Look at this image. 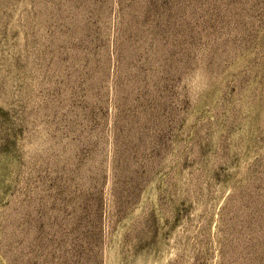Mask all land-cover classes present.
<instances>
[{"label":"rangeland","instance_id":"1","mask_svg":"<svg viewBox=\"0 0 264 264\" xmlns=\"http://www.w3.org/2000/svg\"><path fill=\"white\" fill-rule=\"evenodd\" d=\"M0 264H264V0H0Z\"/></svg>","mask_w":264,"mask_h":264}]
</instances>
